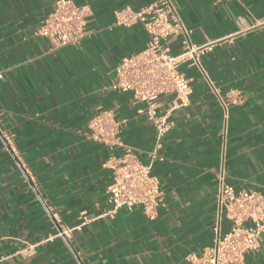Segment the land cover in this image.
<instances>
[{
	"label": "crops",
	"instance_id": "1",
	"mask_svg": "<svg viewBox=\"0 0 264 264\" xmlns=\"http://www.w3.org/2000/svg\"><path fill=\"white\" fill-rule=\"evenodd\" d=\"M55 0H0V264H189V253L213 244L218 172L235 191L264 194V0H171L196 44L210 42L200 63L221 96L242 101L223 108L203 75L191 78L187 102L173 94L156 100L169 112L151 173L164 195L157 216L110 212L111 171L103 163L123 146L108 148L84 135L88 120L109 110L122 121L119 137L148 163L155 128L130 94L110 88L120 60L143 49L140 24H114V12L154 0H73L86 6L88 35L50 49L36 33ZM165 45L180 50L174 36ZM60 228L71 229L59 236ZM239 264H264L257 252Z\"/></svg>",
	"mask_w": 264,
	"mask_h": 264
},
{
	"label": "built area",
	"instance_id": "2",
	"mask_svg": "<svg viewBox=\"0 0 264 264\" xmlns=\"http://www.w3.org/2000/svg\"><path fill=\"white\" fill-rule=\"evenodd\" d=\"M88 14L86 6H77L73 0H55L36 33L49 42L51 50L76 45L88 35ZM114 24L124 27L140 24L147 34L143 49L120 60L110 88L129 93L132 104L144 105L141 111L155 128V145L149 153V162H141L135 149L121 142L122 121L116 120L109 110L94 113L84 135L108 148L124 147L123 153L103 163L111 171L107 187L110 212L122 207L129 211L139 208L148 220H153L163 205L164 195L159 179L151 173L152 163L158 157L162 137L173 124L170 111L156 113V100L161 95L173 94L177 106L187 102L191 78L180 71V66H194L203 75L223 108L225 121L228 106L240 104L242 96L238 89L221 96L212 86L200 63V57L211 49V43L196 44L190 40L191 31L180 22L171 0H154L138 8H120L114 12ZM174 36L181 39L180 50L175 54L165 45L166 40ZM216 204L217 223L224 220L227 229L220 232L218 227L212 245L200 253H189V264H239L246 253L260 248L264 236V194L253 189L235 191L224 182V171L220 169ZM70 230L60 228L58 235H67Z\"/></svg>",
	"mask_w": 264,
	"mask_h": 264
}]
</instances>
